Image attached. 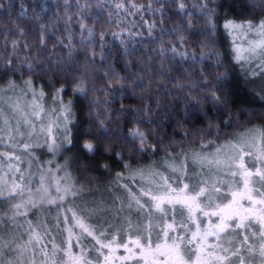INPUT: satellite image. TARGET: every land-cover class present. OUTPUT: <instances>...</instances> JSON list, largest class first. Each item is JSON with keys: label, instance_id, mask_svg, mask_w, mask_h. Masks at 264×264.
<instances>
[{"label": "trees", "instance_id": "obj_1", "mask_svg": "<svg viewBox=\"0 0 264 264\" xmlns=\"http://www.w3.org/2000/svg\"><path fill=\"white\" fill-rule=\"evenodd\" d=\"M209 9H215L211 20ZM225 18L258 23L264 18V0H0V94L11 93V99L22 105L11 111L21 112L34 101L32 90L37 96L43 90V99L37 101L46 110L56 112L60 100L72 101L66 129L74 146L63 145L67 156L63 160L80 188L75 209L94 224L103 240L129 234L120 213L110 218L106 211L95 209L107 198L118 203L114 196L122 203L120 187L125 180L119 173L160 168L165 159L176 161L203 144L228 140L250 126H264L260 99L264 82L250 74L255 62L243 67L235 62L233 39L223 27ZM213 52L217 55L200 62L202 54ZM217 72H227L226 83L217 84ZM29 80L31 85L25 83ZM81 81L85 95L74 93ZM214 86L221 89L218 96L228 95L233 101L219 114L209 91ZM61 87L60 100L54 101ZM133 129L144 132L146 143L155 150L140 151L139 140L130 136ZM85 142L96 144L98 152H85ZM104 164L107 168L101 167ZM4 197L0 196V222L11 213V198L4 201ZM38 228L43 241L40 248L28 251L32 256L50 253L53 243L62 248V227L57 222L55 228L48 223ZM8 232V227H0V246L4 237L19 240L17 229ZM61 257L57 254L56 259Z\"/></svg>", "mask_w": 264, "mask_h": 264}, {"label": "rangeland", "instance_id": "obj_2", "mask_svg": "<svg viewBox=\"0 0 264 264\" xmlns=\"http://www.w3.org/2000/svg\"><path fill=\"white\" fill-rule=\"evenodd\" d=\"M255 38L254 35L251 36V38L247 36L242 39L241 42L238 40L237 44L247 47L246 40H254ZM254 62L255 64L259 63L258 60ZM255 78H261V81L264 82V76H256ZM7 91L11 92V88L7 89ZM34 103H38V101L36 100V102L33 101L32 104H28L29 108L27 111H11V107L19 108L21 104H17L11 99V93L5 95L0 94V109L3 111V115L0 117V127L5 129L3 133H0V135L4 137L3 142H0V192L4 194L3 196H7L17 184L23 189L22 192L20 189H17V194L10 199L9 207L11 208V213H7L8 215L6 216L8 219L0 222L2 224H0L1 228L4 226L8 227L9 234H11V228H13V230L17 229V236H19V240L16 243V239L11 241V236H9L10 238L8 239L6 237L2 238L3 242L1 243L2 246H0V249L4 252L3 259L5 262L14 261L18 263V254L21 253L20 262H23V264H30L33 260L35 264H45L44 260L52 257L53 250H51L50 253L48 251H42L41 258L37 255L32 256V252L28 251L40 248V246L34 242L30 244L29 237L33 230L42 233L41 230H38L39 225L45 226V223H48L50 227L55 228L57 222L58 225L62 227V248L68 247V230L71 229L73 233L71 237V250L73 254L79 255L81 249H84L85 255L91 264H149V261L140 258L139 249L133 247L129 243L130 239H135L139 236L142 243L147 241L155 245V243L163 240L161 228L166 223L172 222L173 215H175L177 222H179L182 219L186 220L188 213L187 210L184 209L183 216H181L180 206H176V212H169V214L162 219L159 212L150 210V198L141 196L142 189H151L153 193L161 194L163 188L158 187V185H163L161 176L168 178L169 183L172 184L174 188L183 187V184L187 183L190 186V190L194 189L196 191L202 186V181L207 180L209 182V194L213 197V203H221V200L216 199L219 194L211 192V185L213 182L223 181V184L220 185L218 183V186H221V192L224 195H228L230 191L242 190L243 178L240 175L232 176L224 166L218 169L214 165L202 166L200 164H193L192 157L193 154L198 153L201 156H208L209 159H213L216 157L217 148H222L218 158L224 160L228 156L233 155L228 145L238 142L242 134L244 138L247 139V130L254 126H250L241 132L239 131L234 134L235 136L232 138L220 143L203 144V147L201 146V148L195 151H190L184 158H179L176 161L165 159L160 163L164 164L160 165V168L155 166L143 168L139 171L131 172L129 175H126L123 171L119 173L121 180H125L122 182L124 187H120L123 191L122 203H119L120 197L116 198V196H114L112 199H118V203L114 200L111 201V198H107L105 201L102 200L98 202L97 205H95L96 208H94L99 212L106 211L110 218H115L120 213L123 216L121 225H123L122 227H124L125 230L129 231V234L123 239L115 238L116 243L112 245V249H115L114 252L107 247L101 248L93 237L87 236V234L81 235L82 230L77 225V220L93 229L94 236L98 237L101 243L107 244L113 238L110 240H103L100 238L96 233V229L93 226L94 224L92 225L91 222L76 211L78 209H75L76 200L74 198L80 188L79 185L75 183L69 167L64 163L63 158L67 156L63 151V146L57 148L55 151H50L45 143V141L51 143V138H54L58 145H64L65 136L67 135L69 137L63 108L60 103L58 104L56 112L54 108L46 110L43 107L44 111L41 113V118L37 119L31 115ZM26 117L32 121L35 126L34 128L23 125V120ZM5 120L8 121L7 124H4ZM17 122H21L22 124L23 135L8 131L9 128H15ZM49 127L51 128V137L46 131ZM9 136L12 138L9 139ZM24 144H30L31 147L26 151L24 149ZM4 153L9 154V156H19L20 159H9V156L2 155ZM245 160L246 167L250 171H254L255 168L261 167L259 162L253 161L247 156ZM170 164H174L176 167L183 165L184 175L181 176V173L173 172L171 167L168 166ZM42 177L43 182L41 183ZM250 187L254 189L253 199H261L260 196L256 195V192H264V181H261L259 177L253 176L251 178ZM38 189L40 190L39 192L37 191ZM130 192L140 197L141 204L144 205L143 208H139L135 201L131 200ZM41 197H44V199L41 200ZM230 198V195H228V199ZM49 199L53 200L54 203H48ZM3 200L8 201V199ZM199 200L204 211L211 213L215 210L214 208L204 207V205L208 203L207 197H200ZM29 201L35 202L36 206L33 207L32 203H29ZM223 203H227V200H224ZM242 203H244L245 207L249 206L247 201H243ZM14 204L22 205L18 210L19 214H16L17 210L13 208ZM130 204L131 207H129ZM255 207L258 209L264 207V205L257 204ZM129 210L136 213V216L129 215ZM194 215L198 218L197 223H199L202 228L210 227V221L211 223L218 222V217L204 216L199 210H197ZM149 225H151V227H149ZM130 227L134 229L137 228L139 231L132 230L131 232ZM189 227L195 230L194 224L189 223ZM259 227L258 224L253 223L249 231L254 232ZM177 231L179 232L181 230L177 229ZM114 234H117L116 230ZM78 237L81 239L79 245L76 243ZM85 239H89L90 242H85ZM208 242L213 243L214 237L210 236ZM11 243H15L14 245L16 248H19L17 255L14 249H12ZM122 243H129V247L132 248V252L136 253V255L131 256L125 248L118 246ZM5 245H7V247H4ZM147 251L146 249V252ZM44 252L48 253L47 258L44 256ZM27 254L29 256H26ZM57 254H61L63 257L62 252L57 251L56 256ZM105 256L109 257L107 261L105 260ZM128 256H131V258L121 259V257ZM63 264H70L67 257H64Z\"/></svg>", "mask_w": 264, "mask_h": 264}, {"label": "snow or ice", "instance_id": "obj_3", "mask_svg": "<svg viewBox=\"0 0 264 264\" xmlns=\"http://www.w3.org/2000/svg\"><path fill=\"white\" fill-rule=\"evenodd\" d=\"M117 7H122V5L118 4ZM180 7L183 8V4H181ZM214 13L215 9H209V20H211V16ZM212 27L215 29L214 24ZM223 27L233 39L235 62L241 64L243 67V65L252 64L254 61L258 60L259 63L255 64V67L250 74L253 77L264 76V18L258 23H254L252 20H242L237 22L236 20L225 18ZM250 33L254 34L256 38L254 40H246L247 47H243L236 43L237 40L246 38ZM91 35H93V33L89 30V36ZM103 39L104 34H101V40ZM43 42L42 38L41 43L43 44ZM172 51L175 52L176 49L173 48ZM69 54L71 55V52ZM93 55L95 54L93 53ZM212 55H217V53L202 54L200 62H203L205 59H210ZM192 59L194 61L196 60L195 57ZM217 63L222 66V62L217 61ZM28 67L29 70H32V65H29ZM114 78L119 79V77ZM227 79V72H217V84L226 83ZM25 83L31 85L30 80ZM82 83L83 81H81L80 85H77L74 88V93L79 92L81 95L86 94L85 89L81 86ZM177 86L179 87L180 85ZM0 91H2V89H0ZM62 91L63 87L57 89L54 101L60 100L59 94ZM209 91L211 93L212 101L216 105L218 114L223 106L233 102L232 98L228 95H225L223 99L218 96L216 93L217 91H221V89H217L215 86ZM32 93L34 101L43 99V90L40 91L39 96H37L35 90H32ZM260 99L264 100V96H261ZM60 104L63 108V112L66 114L65 119H67V116L72 114V101L69 100L65 104L60 100ZM43 111L44 109L41 104L34 103L31 115L39 119L41 118V113ZM241 111H243V109H241ZM2 115L3 111L0 109V117H2ZM205 118L210 119L207 116ZM7 123L8 121L5 120L4 124ZM224 124L229 125L230 120H225ZM23 125H27L30 128L35 127L32 121L27 117L23 120ZM4 131L5 129L0 127V133H3ZM8 131L20 135L24 134L21 122H17L16 127L9 128ZM46 131L51 137V128H47ZM201 131L206 132V130ZM130 136L133 141L139 140L140 151H144L146 147H152L155 150L154 145H148L146 143L147 136L139 129L131 130ZM185 136H187V132L185 133ZM8 138L11 139L12 137L9 136ZM3 140L4 137L0 135V142H3ZM45 143L50 151H55L57 148L63 146L58 145L54 138H51V143H48V141H45ZM64 143L74 146L73 139L69 138L67 135L65 136ZM30 147V144H24V149L26 151ZM82 147L87 153L98 152V146L92 142H85ZM228 147L231 149L233 155L228 156L224 160L218 158L222 148H217L216 157L213 159H209L208 156H201L196 153L193 154L192 162L193 164H200L202 166L214 165L218 169L221 166H224L232 176L240 175L243 178L242 190L230 191L228 193L231 197L230 199H228V195H224L221 192V186H218V183L222 185L223 181L213 182L211 185V192L219 194L216 199L221 200V203H213V197L209 194V182L207 180L202 181V186L196 191L194 189L190 190V186L187 183L183 184V187L174 188L172 184L169 183L168 178L161 176L163 185H158V187L163 188L161 194H155L151 189L141 190V196H147L150 198V210L159 212L162 219L166 217L169 212H176V206H180L181 216H183L184 209H186L188 213L187 219H182L179 222H177L175 215H173L172 222L166 223L161 228L163 240L155 243V245L147 241L142 243L139 236L135 239H130L129 243L133 247L139 249L141 259L149 261V264H264V207L258 209L255 207L257 204L264 205V192H256V195L260 196L261 199L254 200V189L250 187L251 178L253 176L259 177L261 181H264V126H254L253 128L248 129L247 139H245L242 134L241 139L238 142L230 143ZM105 151H107V149H105ZM2 155L9 156L7 153ZM246 156L253 161L259 162L261 167L255 168L254 171H250L246 167ZM12 158L16 160L20 159L19 156H9V159ZM96 162L99 163L98 160ZM168 166L171 167L173 172H179L181 173V176L184 175L183 165L176 167L174 164H170ZM101 167L107 168V165L104 164L101 165ZM42 182L43 177L41 178V183ZM17 189H20L21 192L23 191V189L20 188V185L17 184L12 191L7 194L5 199H10L15 196L17 194ZM37 191L39 192L40 190L38 189ZM3 195L4 194L0 192V196ZM130 196L131 200H134L139 208L144 207V205L141 204L140 197H137L135 193L130 192ZM200 197H207L208 199V203L205 204L204 207L214 208L215 210L211 213L204 211V208L201 207V202L199 200ZM43 199L44 197H41V200ZM224 200H227V203H223ZM243 201H247L249 206L245 207L244 203H242ZM29 203H32L33 207L36 206L35 202L29 201ZM48 203H54V201L49 199ZM21 207V204L13 205V208L17 210L16 214H19L18 210ZM129 207H131V204ZM197 210H199L204 216L218 217V222L211 223L210 221V227L202 228L201 225L197 223L198 218L194 215ZM189 223L195 225V230L189 227ZM253 223L258 224L260 227L256 231L250 232L249 229H251ZM77 225L82 230V236L83 234H87V236L93 237L101 248L107 247L113 252L115 251V249H112V245L116 243L115 237H113V239L107 244H104L101 243V240L98 237L94 236L93 229L79 220H77ZM149 227H151V225H149ZM177 229H180L181 231L178 232ZM68 232L69 242L67 248H60L53 243L50 264H60V261H62L64 257H67L70 264H91L85 255L84 249H81L79 255L73 254L71 250V237L73 233L71 229H69ZM100 235L103 236L104 234L100 233ZM210 236L214 237L213 243L208 242ZM42 241L43 237L40 233L33 230L29 237V243L31 244L34 242L36 244H41ZM76 243L77 245L81 243L80 237L77 238ZM129 243H122L118 246L125 248L131 256H134L136 253L132 252ZM4 247H7V245ZM146 249L148 250L147 252ZM57 251L63 253V257L60 258V261L56 259ZM3 255L4 252L0 249V264H12V261L5 262ZM44 256L47 258L48 253L44 252ZM131 256L121 257V259H130ZM108 259L109 257L105 256V260L107 261ZM19 264H23V262H19ZM30 264H35V261H31ZM45 264H49V261L46 260Z\"/></svg>", "mask_w": 264, "mask_h": 264}]
</instances>
